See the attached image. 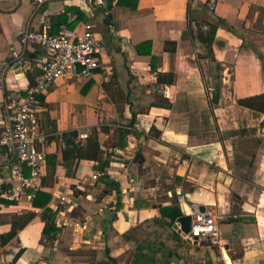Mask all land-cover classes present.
I'll return each instance as SVG.
<instances>
[{"label": "crops", "instance_id": "0c3cea01", "mask_svg": "<svg viewBox=\"0 0 264 264\" xmlns=\"http://www.w3.org/2000/svg\"><path fill=\"white\" fill-rule=\"evenodd\" d=\"M206 2L0 0V68L11 61L12 48L19 49L21 32L43 24L80 33L91 22L103 45L90 78L58 80L41 96L47 158L40 190L49 199L28 206L17 199V183L7 186L0 234L14 214H35L0 242V264H206V256L226 264L222 248L231 264H264V113L238 103L264 93V0H217L214 12ZM197 21L216 26L213 58L190 33ZM145 41L150 54H138L135 46ZM47 53L29 46L25 64L10 63L0 76V129L37 74L32 65ZM151 67L172 73V83L157 84ZM214 88L219 96L211 105ZM132 114L122 140L116 130ZM100 126L106 128L99 132L103 162L63 161L62 134ZM128 153L140 158L124 166ZM102 177L120 192L106 191ZM56 195L67 201L53 215L58 231L48 243L42 229ZM178 195L214 211L215 237L190 242L179 234L174 242L176 226L162 223L160 207ZM78 222L86 224L85 233L75 231ZM160 245L166 255L155 253Z\"/></svg>", "mask_w": 264, "mask_h": 264}, {"label": "built area", "instance_id": "2783aa9c", "mask_svg": "<svg viewBox=\"0 0 264 264\" xmlns=\"http://www.w3.org/2000/svg\"><path fill=\"white\" fill-rule=\"evenodd\" d=\"M206 6L210 12H214L217 0H207ZM18 42L19 49L12 48L11 61L4 63L0 68V76H3L10 63L25 64V49L29 46L45 48L48 53L44 60L36 61L32 65L38 72L31 85L18 95L12 110L6 113L5 123L0 129V153H4V158L0 159V199H6V188L10 183H17L18 201H25L31 206L41 189V178L47 158L42 147L45 134L38 120L40 96L49 91L58 80L67 77L90 78L99 67L103 45L91 22L85 23L80 33L75 29L51 32L47 24H43L39 29H24ZM86 137L87 133L83 132L79 133L76 139L82 142ZM135 156L134 153H128L123 165L132 164ZM100 175L101 172L95 173L92 178L95 180ZM66 201L64 196L56 195L51 212H60ZM176 202L183 209L184 215L191 216L188 233L182 232L179 226H176L183 239L191 242L215 237L217 220L213 210L207 207L201 210L197 204L186 201L183 195H178ZM3 207L4 202L0 201V211ZM74 229L85 233L87 226L84 222H78L74 224Z\"/></svg>", "mask_w": 264, "mask_h": 264}, {"label": "trees", "instance_id": "16d2710c", "mask_svg": "<svg viewBox=\"0 0 264 264\" xmlns=\"http://www.w3.org/2000/svg\"><path fill=\"white\" fill-rule=\"evenodd\" d=\"M119 2V1H118ZM110 7V5H107ZM51 31V30H50ZM216 31V26L211 24L207 21H197L195 22V29L190 28V33L194 38H196L199 42L205 44L208 48V52L206 56L213 58L211 55V46L214 40ZM54 32V31H51ZM150 41H145L135 46L136 52L138 54H150ZM174 50V47L173 49ZM151 71L156 74L157 77V84H171L173 81V74L172 73H161L157 72L154 67H151ZM219 92L217 88L211 90V105L217 103L218 101ZM165 99V98H164ZM41 100V96H40ZM168 100L166 99V102ZM238 103L250 109L258 110L264 113V93L260 95H254L247 98L239 99ZM168 105V102L165 104ZM134 114L130 118L128 124H122V127H118L116 132L117 134L121 135L120 137L124 140V135L130 130V127L133 124ZM104 126H100L99 128L92 129V132L87 134V137L82 141H77L76 137L78 133L75 130L68 131L61 136V141L63 144L62 148V159L63 161H70L73 162L74 160L86 159L90 161H95L97 163L103 162L104 152L101 149V144L99 142V132L105 130ZM158 135V134H157ZM139 154H136L135 160H139ZM104 166H101V169ZM105 181L104 189L106 191H110L112 189L116 190L117 193L120 192L119 184L115 182L106 181L105 177H102ZM74 193H77L75 190ZM49 199V195L44 193L43 191L39 190L36 194V197L33 199L32 204L35 207H40L44 205V203ZM7 204L9 203L6 199L3 200ZM34 212L28 211L21 214H14L11 217V226L10 229L0 234V242L2 244L8 242L12 239L19 230H21L30 220H32L34 216ZM160 214H161V221L162 223L166 224V226L174 225L177 218L184 215L183 209L175 202L172 205L160 207ZM54 213L50 210V216L47 218L46 223L42 229V234L46 236V241L51 243L56 238V233L58 231L57 227L55 226L52 218ZM227 220H232V217H228ZM171 238L174 240L175 243L178 241L176 238H179V232L174 228L171 232ZM143 246L139 245L136 247L135 252H140ZM171 248V247H170ZM173 249V248H172ZM166 248L162 245L158 246V249L154 250L155 253H163L166 255ZM112 264H117L114 260L111 261ZM210 259L206 256V264H211Z\"/></svg>", "mask_w": 264, "mask_h": 264}, {"label": "water", "instance_id": "95a60500", "mask_svg": "<svg viewBox=\"0 0 264 264\" xmlns=\"http://www.w3.org/2000/svg\"><path fill=\"white\" fill-rule=\"evenodd\" d=\"M200 209L202 210V209H204V207H200ZM190 220H191L190 215H182V216L177 218V220H176L177 225H175V226H179V228L182 232L188 233L189 228H190ZM195 239H196V237H195ZM50 254H52V250L50 251ZM222 257L225 260L226 264H231L225 248H222Z\"/></svg>", "mask_w": 264, "mask_h": 264}, {"label": "rangeland", "instance_id": "374dc122", "mask_svg": "<svg viewBox=\"0 0 264 264\" xmlns=\"http://www.w3.org/2000/svg\"><path fill=\"white\" fill-rule=\"evenodd\" d=\"M205 241H200V243H203L204 244Z\"/></svg>", "mask_w": 264, "mask_h": 264}]
</instances>
